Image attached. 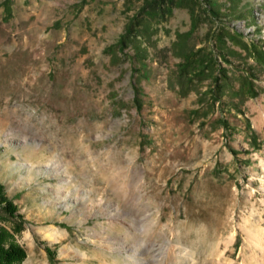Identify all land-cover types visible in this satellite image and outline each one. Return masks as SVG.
<instances>
[{"label": "rangeland", "instance_id": "rangeland-1", "mask_svg": "<svg viewBox=\"0 0 264 264\" xmlns=\"http://www.w3.org/2000/svg\"><path fill=\"white\" fill-rule=\"evenodd\" d=\"M158 1L0 0V183L17 206L0 230L22 264H81L66 238L86 264H129L116 193L141 173L162 223L204 221L221 264H264V0L155 16Z\"/></svg>", "mask_w": 264, "mask_h": 264}, {"label": "clouds", "instance_id": "clouds-1", "mask_svg": "<svg viewBox=\"0 0 264 264\" xmlns=\"http://www.w3.org/2000/svg\"><path fill=\"white\" fill-rule=\"evenodd\" d=\"M70 181L71 177H68L62 184L69 185ZM85 182L90 184L87 179ZM146 183L142 173L131 188L125 178L116 193L118 204L115 211L120 213L123 221L118 234L121 246L128 252L129 264H221L219 253L224 246L220 238H210L208 224L204 221L188 226H176L168 221L162 223V202L157 199L158 193L152 194ZM74 187L68 186L63 198L58 201L65 204L66 211L72 207L66 203L68 199H75L72 197ZM88 191L92 188L89 187ZM120 205L124 206L123 211ZM76 227H79V219ZM62 244L66 252H74L81 264L90 259L88 250L79 248L69 238ZM78 248L79 251H76Z\"/></svg>", "mask_w": 264, "mask_h": 264}, {"label": "trees", "instance_id": "trees-1", "mask_svg": "<svg viewBox=\"0 0 264 264\" xmlns=\"http://www.w3.org/2000/svg\"><path fill=\"white\" fill-rule=\"evenodd\" d=\"M175 0H161L160 2H154L152 5L148 6L149 11L152 15H166L171 16L173 13V5ZM208 5L211 8H215V6L211 3V0H208ZM163 3H168L167 8H165ZM134 28L133 25L130 24L129 29L127 30V34H125L121 38V42L124 45H128L127 39L133 34ZM139 37V35H138ZM253 55L258 65L264 64V49L260 48L255 42L253 44ZM193 57L190 54L187 58L189 60ZM192 61V59H191ZM204 61V59L200 60ZM249 75H252L255 78H258L256 73V69L254 67H248ZM222 77V73H221ZM227 77V76H226ZM254 81V78L251 79ZM220 80L217 81L219 83ZM223 90V89H222ZM251 93L256 97L258 92L251 88ZM0 209H5L7 212L13 214L17 211V206L13 203V201L7 196L5 186L0 183ZM26 251L24 248L19 245L18 243H13L10 241L9 235L5 232L0 230V264H22L26 258Z\"/></svg>", "mask_w": 264, "mask_h": 264}, {"label": "bare ground", "instance_id": "bare-ground-1", "mask_svg": "<svg viewBox=\"0 0 264 264\" xmlns=\"http://www.w3.org/2000/svg\"><path fill=\"white\" fill-rule=\"evenodd\" d=\"M45 237L50 240L60 239L64 234L60 231V229H56L54 227L49 228L46 232H44ZM66 235V234H65ZM62 239V238H61ZM60 239V240H61ZM67 256V255H66ZM28 264V263H25Z\"/></svg>", "mask_w": 264, "mask_h": 264}]
</instances>
